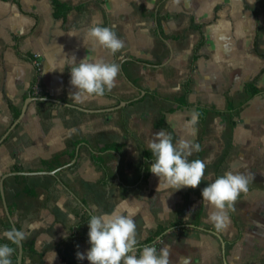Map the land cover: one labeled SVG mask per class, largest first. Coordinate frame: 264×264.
Returning a JSON list of instances; mask_svg holds the SVG:
<instances>
[{
    "label": "crops",
    "instance_id": "1",
    "mask_svg": "<svg viewBox=\"0 0 264 264\" xmlns=\"http://www.w3.org/2000/svg\"><path fill=\"white\" fill-rule=\"evenodd\" d=\"M57 1L58 6L53 0H0V136L14 120L9 102L20 109L25 97L33 96L0 142V177L10 170L44 171L3 179L11 217L26 234L22 264H89L77 253L86 255L90 248V217L110 213L124 199L138 209V243L157 225L179 220L186 227L171 228L157 250L169 247L170 264H217L215 248L211 252L208 243L203 245L199 233L210 232L201 192L227 171L249 177L248 192L226 209L228 225L232 220V226L249 228L247 234L264 235V0ZM94 21L112 27L124 48L109 55L84 44V32ZM201 34L204 41L196 47ZM86 55L117 63L120 74L102 97L76 99L72 56L79 62ZM37 64L34 95L30 84ZM188 77L187 105L166 111L184 92ZM249 81L258 88L255 94L244 89ZM121 99L126 104L100 109ZM198 104L215 108L199 118L197 135L188 137L200 144L188 159L205 162L204 178L194 189L157 190L150 169L146 178L142 174L143 163L152 162L143 149L161 130L171 133L173 143L185 138L184 125ZM109 142L122 144L121 150H105L103 164L95 163L91 148ZM58 154L61 163L55 168L41 161ZM11 229L0 196L5 244L10 242L3 233ZM227 229L236 232L235 226ZM10 246L16 264L17 245Z\"/></svg>",
    "mask_w": 264,
    "mask_h": 264
},
{
    "label": "clouds",
    "instance_id": "2",
    "mask_svg": "<svg viewBox=\"0 0 264 264\" xmlns=\"http://www.w3.org/2000/svg\"><path fill=\"white\" fill-rule=\"evenodd\" d=\"M180 0H174L179 4ZM83 42L92 49L100 48L109 55H115L124 48L112 27L101 26L93 22L84 32ZM85 41L87 43H85ZM70 84L77 89L76 99L102 97L106 90L111 91L120 74V67L115 62L86 55L79 62L72 56ZM199 114L193 112L185 123V138L173 143L171 133L161 130L155 133V139L148 143L152 162L151 173L158 178L157 190L196 188L204 178L206 164L201 159L189 161L193 152L200 151V144L193 139L197 135L196 124ZM249 177L243 173L225 172L202 189L203 204L211 208L208 221L216 231H223L229 223L226 209L233 207L242 193L248 192ZM138 209L133 208L124 199L110 213L93 215L88 221V243L86 255L77 253V259H87L89 264H170L169 247L157 248L145 245L137 249L136 223L134 217ZM11 245L19 246L26 239L22 230L15 228L3 233ZM51 241V239H50ZM49 241V242H50ZM0 244V264H12L10 257L13 247ZM139 251V255L137 252ZM52 260L56 254L52 252Z\"/></svg>",
    "mask_w": 264,
    "mask_h": 264
},
{
    "label": "trees",
    "instance_id": "3",
    "mask_svg": "<svg viewBox=\"0 0 264 264\" xmlns=\"http://www.w3.org/2000/svg\"><path fill=\"white\" fill-rule=\"evenodd\" d=\"M53 3L55 6H58L60 5V3L57 1V0H53ZM70 5H66V10L69 9ZM194 25L197 26V28H200L201 26V23H198V22H194ZM204 41V36L203 34H201L197 44H196V47L198 45H200L201 43H203ZM194 57L195 55L193 56V60H194ZM192 60V61H193ZM39 71L36 69V72L34 74V77L31 81V84H30V93L36 95V93H33V85L36 81V78H37V75H38ZM189 77L184 81V92L179 95L178 97L175 98L174 102L172 103L171 106H169L166 111H173L177 108H180L182 106H186L187 105V99H186V96H187V93L189 92ZM244 89L246 91H248L249 93L251 94H255L256 92H258V88L256 87V85L254 84L253 81H249V82H246L244 84ZM136 99H132L130 101H135ZM9 107H10V110H11V113L13 115V118H15L19 112H20V109L17 108L16 106H14L13 104H11L9 102ZM228 108H232L231 107V104H229ZM214 110L215 108L212 107V106H206V105H201V104H198L196 106V113L199 114V118L200 119H203L205 114L208 112V110ZM163 120V114L161 115V118H160V121ZM82 140H75L76 144L81 142ZM121 146L122 144L120 143H117V142H109V143H104V144H101L99 146H97L96 148H91V152H90V155H91V158L92 160L99 164V165H102L103 164V159L101 157V153L105 150H108V149H113V150H116V151H120L121 150ZM74 154V152H73ZM143 156L146 160L150 159L152 156H151V152L147 149H143ZM59 157L60 155H56L54 156V158L52 160H46V159H42V163L44 165H46L48 168H55L57 167L58 165H60L61 161L59 160ZM14 168L16 169H21V165L19 164H16L14 166ZM149 169H150V165L147 164V163H143V167H142V174L143 176L146 178L149 174ZM183 222L179 221V220H174L172 222H170L169 226H174L173 229H178V228H185L186 226L181 224ZM197 223V222H196ZM168 227V226H164V225H157L156 228L150 233L148 234L142 241H140L138 244L139 246L137 247V249H142L143 246L145 245H152V246H157L158 245V242L159 240L166 234V232H163L165 230V228ZM0 244H5V240H3L2 238H0ZM14 247L16 245H13ZM12 260L14 261L15 263V256H13Z\"/></svg>",
    "mask_w": 264,
    "mask_h": 264
},
{
    "label": "rangeland",
    "instance_id": "4",
    "mask_svg": "<svg viewBox=\"0 0 264 264\" xmlns=\"http://www.w3.org/2000/svg\"><path fill=\"white\" fill-rule=\"evenodd\" d=\"M210 211L211 208L209 207L208 215ZM203 221L206 222V225L200 223L201 225H205L207 228H214V226L208 221V217L204 218ZM230 222L231 225L229 224L228 228H233V230H235L234 226L236 227L234 235L228 234L227 228L223 231H219L228 241L225 243L226 259H228L227 262L231 264H246L249 262L250 264H264V235L247 234L246 232L249 231V228H245L242 224H238V221L234 226H232V220H230ZM238 225L240 226V229ZM199 233L202 235L203 245L208 243L211 252L215 248L217 264H223L220 255L221 249L219 239L215 235H212L211 232L203 231ZM205 238L208 240H205Z\"/></svg>",
    "mask_w": 264,
    "mask_h": 264
},
{
    "label": "water",
    "instance_id": "5",
    "mask_svg": "<svg viewBox=\"0 0 264 264\" xmlns=\"http://www.w3.org/2000/svg\"><path fill=\"white\" fill-rule=\"evenodd\" d=\"M141 92L143 93L144 90H141ZM36 98H39V96H35ZM33 98V96L29 95L27 97H25L21 107H20V112L19 114L14 118V120L10 123V125L6 128V130L1 134L0 136V142L8 135V133L10 132V130L20 121L21 117L23 116L25 110H26V107H27V104L28 102ZM58 101V100H57ZM126 101L127 100H124V99H121L116 105H113V106H110V107H105V108H100L102 110H111V109H115L119 106H122L124 104H126ZM63 104H66V105H70V106H73V107H76L78 109H82V110H96V109H91V108H86V107H82L80 105H76V104H72V103H68V102H62ZM31 172H44L43 170H39V171H26V170H10V171H7L5 173H3L0 177V196H1V199H2V202H3V206H4V210H5V213L11 223V226L12 228H16V225L11 217V214H10V211L8 209V206H7V203H6V200H5V196H4V186H3V179L9 175V174H27V173H31ZM48 172H51V173H55V170H50ZM186 225H190V226H196L198 228H202L204 229V227L200 226V225H197V224H194V223H186ZM174 226H168L165 228V230L163 232H168L169 230H171V228H173ZM206 230L212 232L214 235L217 236V238L219 239L220 241V245H221V254H222V262L223 264H228L227 262V259L225 257V240L224 238L216 231V230H213V229H210V228H206ZM139 246V244H137V247ZM22 253H23V247H22V243L17 246V251H16V264H22Z\"/></svg>",
    "mask_w": 264,
    "mask_h": 264
},
{
    "label": "built area",
    "instance_id": "6",
    "mask_svg": "<svg viewBox=\"0 0 264 264\" xmlns=\"http://www.w3.org/2000/svg\"><path fill=\"white\" fill-rule=\"evenodd\" d=\"M36 69L39 71L40 69L39 64L36 65Z\"/></svg>",
    "mask_w": 264,
    "mask_h": 264
}]
</instances>
